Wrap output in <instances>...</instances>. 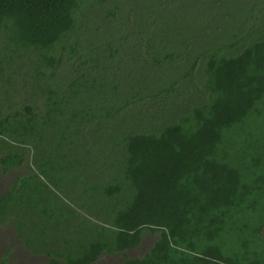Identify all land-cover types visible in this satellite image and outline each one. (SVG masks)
Listing matches in <instances>:
<instances>
[{"label":"trees","instance_id":"16d2710c","mask_svg":"<svg viewBox=\"0 0 264 264\" xmlns=\"http://www.w3.org/2000/svg\"><path fill=\"white\" fill-rule=\"evenodd\" d=\"M97 1L103 5V15L107 10L112 19L120 11L118 4ZM88 2L0 0V44L8 51L4 68L12 69L11 62H25L39 88L24 99L0 106V174L7 178L0 194L1 223H18L21 210L25 217L54 213L55 208L64 216L79 214L36 172L41 166L35 161L37 151L45 153L46 135L60 124L69 126L76 118L89 121L95 117L102 125L124 105L143 98L135 93L117 103L101 94L105 106L103 112H95L80 96L83 86H106L105 80L89 85L94 64L78 65L66 86L52 81L67 59L83 61L81 42L72 37ZM102 21L101 15L92 30L106 49L103 43L90 41V50L102 52L103 59L109 60L118 49L111 33L99 36ZM229 36L194 58L184 73L183 78L191 79L199 92L195 102L174 116L122 132L115 163L119 170L100 184L107 196L119 195L109 215L97 216L96 221L83 216L89 225L88 237L79 242L64 239L68 247L52 244L42 250L48 256L46 264H91L104 251L138 246L146 229L158 231V239L143 257L128 258L124 264H232V255L222 256L212 248L200 255L190 252L187 234L196 223L194 212L207 204L217 205L230 216L244 200L264 194V23L257 30L250 26ZM177 56L166 49L151 57L165 62ZM178 85V79H173L149 95V100L166 98ZM112 89L122 93L117 83ZM66 118L71 122H60ZM61 139H66L64 132L57 148ZM144 155L151 161L145 162ZM21 166L26 169L9 181L7 173ZM26 186L32 193L18 196ZM12 200L19 204L4 208Z\"/></svg>","mask_w":264,"mask_h":264},{"label":"rangeland","instance_id":"374dc122","mask_svg":"<svg viewBox=\"0 0 264 264\" xmlns=\"http://www.w3.org/2000/svg\"><path fill=\"white\" fill-rule=\"evenodd\" d=\"M85 2L88 3L78 16V27L81 26L72 37L81 42L79 55L84 62L79 58L67 59L52 81L66 86L74 78L78 65L90 67L94 64L96 68L88 76L89 85L105 80L106 86H83L80 96L95 112H103L105 105L101 102V94L117 103L135 93H141L143 98L124 105L102 125L97 124L95 117L89 121L76 118L69 126L60 124L54 133L46 135L48 149L45 153L38 150L35 156L37 164L45 169L39 166L36 172L79 214L64 216L55 208L54 213L25 217L21 210L18 223L0 222V264H46L48 256L42 255V250L52 244L68 247L64 239L79 242L87 238L89 225L84 223V217L96 221L97 216H108L115 197H119L107 196L100 184L109 181L119 170L115 163L119 159L117 139L122 132L174 116L195 102L199 96L197 87L191 79L183 78L190 62L212 45L228 40L232 32L240 34L250 26L257 30L264 23V0H108L107 6L113 3L120 6L113 19L107 10L103 15V5L97 0ZM101 15L104 21L99 36L103 38L104 33H111L118 49L109 60L103 59L102 52L90 50V41L103 43V39L97 38V31L92 30ZM102 46L105 50L104 43ZM166 49L178 56L165 62L152 59L153 53L160 54ZM7 52L5 44H0V60L3 61L0 106L8 100L26 98L28 92L33 93V88L39 89L38 81L31 78L25 62L14 60L12 69L4 68ZM159 61L160 65L155 63ZM31 79L33 82L28 84ZM173 79L179 81L176 92L162 97L164 99L149 100V95ZM115 83L122 90L121 94L112 89ZM63 121L70 123L71 119L60 122ZM63 132L66 139H61V147L57 148ZM143 160L150 162L151 157L144 155ZM25 169V166L12 169L7 173L8 180ZM6 182L7 178L0 174V194ZM27 193H32L28 186L18 196ZM18 204L12 200L4 208ZM193 216L196 223L187 232L190 252L200 255L212 248L222 256L232 255V264H264V194L244 200L241 208L230 216L212 203L194 212ZM158 237V231L146 229L138 246L121 252L104 251L91 264H124L128 258L143 257Z\"/></svg>","mask_w":264,"mask_h":264}]
</instances>
